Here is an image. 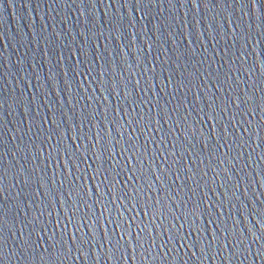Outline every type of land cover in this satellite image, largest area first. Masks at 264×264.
<instances>
[{
	"label": "water",
	"instance_id": "obj_1",
	"mask_svg": "<svg viewBox=\"0 0 264 264\" xmlns=\"http://www.w3.org/2000/svg\"><path fill=\"white\" fill-rule=\"evenodd\" d=\"M0 264H264V0H0Z\"/></svg>",
	"mask_w": 264,
	"mask_h": 264
}]
</instances>
